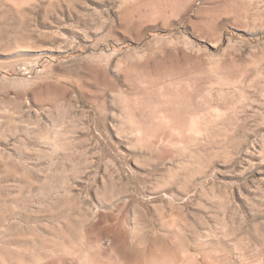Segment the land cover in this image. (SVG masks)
<instances>
[{
  "label": "rangeland",
  "instance_id": "1",
  "mask_svg": "<svg viewBox=\"0 0 264 264\" xmlns=\"http://www.w3.org/2000/svg\"><path fill=\"white\" fill-rule=\"evenodd\" d=\"M0 264H264V0H0Z\"/></svg>",
  "mask_w": 264,
  "mask_h": 264
}]
</instances>
